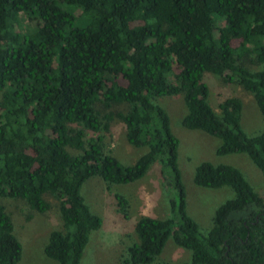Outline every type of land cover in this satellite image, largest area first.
Here are the masks:
<instances>
[{
  "label": "trees",
  "instance_id": "obj_1",
  "mask_svg": "<svg viewBox=\"0 0 264 264\" xmlns=\"http://www.w3.org/2000/svg\"><path fill=\"white\" fill-rule=\"evenodd\" d=\"M24 18L35 24L22 28ZM249 54L261 69L238 62ZM204 71L250 93L264 126V0H0V197L38 213L49 208L43 194L57 200L62 229L49 231L46 257L81 264L89 233L101 224L80 194L85 179L133 182L159 160L178 218L139 217L122 264H151L169 237L189 251L185 264H264V201L237 168L202 161L193 170L195 185L232 191L205 234L185 212L178 140L154 97L181 94L180 125L218 138L216 155L245 154L264 177V128L242 130L235 97L219 102L217 115ZM121 103L125 111L108 110ZM113 119L128 144L146 147L130 165L105 148ZM113 197L125 215L126 199ZM19 255L0 205V264H17Z\"/></svg>",
  "mask_w": 264,
  "mask_h": 264
},
{
  "label": "rangeland",
  "instance_id": "obj_2",
  "mask_svg": "<svg viewBox=\"0 0 264 264\" xmlns=\"http://www.w3.org/2000/svg\"><path fill=\"white\" fill-rule=\"evenodd\" d=\"M74 13L79 15L80 9H75ZM19 24L24 28L26 25L33 26L35 21L24 18ZM231 44L236 46L237 40H233ZM238 62L251 71L262 68V64L255 61L253 54L241 56ZM201 81L207 86L206 100L217 115L220 113L218 103L227 97H235L242 104L239 114L242 130L252 135L264 128L251 94L240 85L224 83L220 77L209 71L202 73ZM152 101L166 112L170 131L178 140L176 165L185 193V212L196 222L201 234H205L211 226L215 208L230 198L232 191L227 186L204 188L195 185L192 182V174L198 163L208 161L237 168L264 201V177L245 154L216 155L214 150L219 144L218 138L201 130L180 125V119L186 112L181 94L154 97ZM127 108L128 104L121 103L111 105L108 110L123 112ZM105 148L123 166L132 164L146 150L145 146L133 147L126 142L123 124L118 119H113L110 123ZM168 171L163 163L155 160L148 166L144 175L133 182L107 186L98 176L85 179L80 194L91 212L100 217L101 224L97 230L89 233L80 257L81 264H122L125 248L137 242L134 222L141 216L157 219L172 217L177 220L178 216L170 204V200L175 199L176 192L168 180ZM160 172H164V179ZM114 194L122 195L126 199L125 215L117 210ZM43 198L49 203V208L43 213H38L30 210L22 199L0 197V205L8 213L12 233L20 244L17 264H56L44 255L42 248L49 231L62 229L58 202L49 194H43ZM188 261L189 251L177 246L169 237L151 264H185Z\"/></svg>",
  "mask_w": 264,
  "mask_h": 264
}]
</instances>
